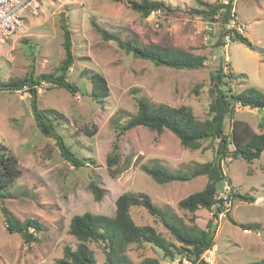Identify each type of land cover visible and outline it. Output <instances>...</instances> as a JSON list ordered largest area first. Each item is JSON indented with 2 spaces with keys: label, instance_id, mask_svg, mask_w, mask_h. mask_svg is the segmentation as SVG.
<instances>
[{
  "label": "rangeland",
  "instance_id": "obj_1",
  "mask_svg": "<svg viewBox=\"0 0 264 264\" xmlns=\"http://www.w3.org/2000/svg\"><path fill=\"white\" fill-rule=\"evenodd\" d=\"M163 1L182 8L196 5L195 0ZM234 7L236 24L243 27V36L253 44V50L234 41L233 34L222 40V26L207 24L198 15L153 12L142 19L128 7L127 0H43L37 14L26 11L19 29L0 40V82L56 72L64 58L60 23L66 20L74 56L67 80L79 91L70 94L42 82L35 101L38 108L54 109L61 115L63 123L57 131L73 152L86 158L88 165L74 168L60 156L55 141L40 133L28 89L0 90V144L17 156L20 168V176L8 188L10 197H5L3 203L20 220L31 217L43 225L37 234L39 242L27 248L17 232H6L0 212V264H54L64 245L75 247L77 243L68 234L71 217L84 212L112 215L116 198L125 192H144L155 204L169 206L185 223L192 224L193 216L196 225L205 226L210 211L199 208L190 213L178 207L180 199L203 188L205 176L158 184L131 165L111 177L105 157L115 140L116 121L124 123L136 112V97L155 105H186L197 118L204 119L209 103V73L218 66L231 74L228 83L235 91L254 87L264 93V0H235ZM91 19L123 40L131 38L146 45L205 55L207 65L175 69L134 57L116 42L104 40L91 26ZM92 73H100L106 80L107 96L102 102L89 96ZM234 115L255 131L264 130V109L237 105ZM118 145L121 161L127 156L132 160L142 156L141 162L159 161L171 171L187 169L193 162L207 161L212 156L208 142L198 150H189L170 131L157 133L144 126L125 131ZM221 166L232 189L221 182L219 197L239 192L254 200L232 197L224 202L211 247L214 264H250L264 258V151L251 162L228 158ZM90 177L105 190L99 201L86 189ZM130 215L136 224H150L172 240L142 207H132ZM89 246L96 264H101L104 255L99 245L91 242ZM127 255L133 264L149 256L160 259V264H178L177 259H163L161 251L149 243L130 245ZM182 263L190 264L185 260Z\"/></svg>",
  "mask_w": 264,
  "mask_h": 264
},
{
  "label": "trees",
  "instance_id": "obj_2",
  "mask_svg": "<svg viewBox=\"0 0 264 264\" xmlns=\"http://www.w3.org/2000/svg\"><path fill=\"white\" fill-rule=\"evenodd\" d=\"M127 3L128 7L142 19L153 12L171 15L183 11L189 15H198L210 22L217 21L224 28L231 18L232 0L225 5L219 0L212 2L195 0L196 5L189 8L172 6L163 0H127ZM215 14H218L217 19L213 18ZM65 21L60 23L64 58L56 72L0 82V90L15 91L26 86L31 94L32 113L37 129L42 135L55 141L60 156L66 162L74 168H80L87 166L88 161L73 152L57 131V126L63 123L61 115L54 109L38 108L35 101L37 87L42 82L63 88L70 94L79 91L76 84L67 80V72L74 61V56L71 32ZM90 24L104 40L114 41L125 52L131 53L134 57L149 60L155 65L175 69H200L207 65L205 55L193 54L183 49L146 45L131 38L123 40L116 34L101 28L93 19L90 20ZM230 31L234 32L231 36L234 41L243 43L249 49H255L248 38L232 29H224L220 34L221 39L223 40ZM230 76L231 74H226L221 66L210 71L207 88L209 103L207 117L204 119L197 118L192 109L186 105H155L143 97H136V112L124 123L116 121L115 140L105 157L106 169L111 177H116L131 165L138 166L140 171L158 184L189 181L198 176H205L206 183L202 189L178 201V207L190 213H194L199 208L210 211L211 217L205 226L196 225L193 216L190 217L192 224L185 223L169 206L155 204L144 192H125L116 198L112 215L84 212L71 217L68 234L75 237L77 243L75 247L64 245L61 257L57 258L54 264H96L94 252L89 246L91 242L99 245L102 250L104 260L101 264H133L127 255V250L130 245L141 243L151 244L161 251L163 259L169 261L177 259L178 264H183L182 260L190 264H205L200 257L205 250L214 245L218 215L223 211L224 202L232 197L247 202L254 200L253 196L239 192H228L225 198L219 197L218 186L221 182L225 181L230 191L232 189L231 181L223 171L221 162L228 158H242L251 162L259 158L264 151V130L257 132L248 122L234 115L237 105L264 109V93L254 87L235 91L228 83ZM89 78L92 84L89 96L96 102H102L108 90L105 78L100 73H92ZM136 126H144L157 133L168 130L179 139L183 148L189 150H198L202 148L203 143L208 142L212 150L211 159L193 162L187 169L173 171L159 161L151 164L141 162L142 156H137L134 160L127 156L121 161L118 138L125 131ZM94 130L95 128L89 132V135L93 134ZM19 176L17 156L0 144V212L4 228L8 233L17 232L23 245L29 248L32 244L39 242L37 234L43 230V225L31 217L20 220L3 203L5 197H10L8 188ZM86 189L92 193L95 201L101 200L105 194V190L91 177L86 184ZM134 206L145 209L163 226L172 240L159 233L150 224H136L130 215V209ZM137 264H160V259L149 256ZM250 264H264V258Z\"/></svg>",
  "mask_w": 264,
  "mask_h": 264
},
{
  "label": "built area",
  "instance_id": "obj_3",
  "mask_svg": "<svg viewBox=\"0 0 264 264\" xmlns=\"http://www.w3.org/2000/svg\"><path fill=\"white\" fill-rule=\"evenodd\" d=\"M43 0H0V40L7 39L11 37L21 26L26 11H29L32 15L38 13L40 4ZM221 4H228L229 0H219ZM235 0H232L231 6V18L229 23L225 25L223 29H232L243 35V27L236 24L235 18ZM214 19L218 18V14L213 15ZM219 24L217 21H212ZM206 21L207 24L212 23ZM233 31H230L224 36V38L229 39ZM206 39V38H205ZM22 89H28L23 86ZM205 264H214L215 256L213 248L207 249L203 252L200 257Z\"/></svg>",
  "mask_w": 264,
  "mask_h": 264
},
{
  "label": "crops",
  "instance_id": "obj_4",
  "mask_svg": "<svg viewBox=\"0 0 264 264\" xmlns=\"http://www.w3.org/2000/svg\"><path fill=\"white\" fill-rule=\"evenodd\" d=\"M208 1H211L212 2V0H208Z\"/></svg>",
  "mask_w": 264,
  "mask_h": 264
}]
</instances>
